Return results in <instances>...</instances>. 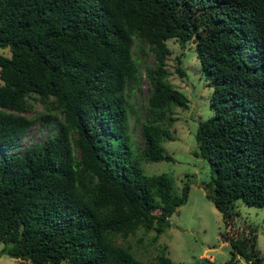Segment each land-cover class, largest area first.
Segmentation results:
<instances>
[{
	"label": "trees",
	"instance_id": "trees-1",
	"mask_svg": "<svg viewBox=\"0 0 264 264\" xmlns=\"http://www.w3.org/2000/svg\"><path fill=\"white\" fill-rule=\"evenodd\" d=\"M146 40L151 66L132 52ZM194 42L212 87L213 114L198 123L195 155L232 249L222 264H264L252 227L236 223L235 201L264 205V0H0V255L32 264H173L145 261L114 240L137 228L156 235L188 198L171 174L141 161L173 160L172 105L188 97L168 80L167 40ZM176 70L185 75L180 56ZM142 65L144 72H142ZM149 81L142 146L128 128L130 92ZM32 100L45 110L28 116ZM169 114V115H168ZM167 115V116H166ZM37 120L56 131L15 149ZM165 123V124H164Z\"/></svg>",
	"mask_w": 264,
	"mask_h": 264
},
{
	"label": "rangeland",
	"instance_id": "rangeland-1",
	"mask_svg": "<svg viewBox=\"0 0 264 264\" xmlns=\"http://www.w3.org/2000/svg\"><path fill=\"white\" fill-rule=\"evenodd\" d=\"M170 53L167 57L169 75L167 80L180 89L188 97V106L182 108L172 105L174 120L168 122V130L172 138H164L161 144L165 152L173 156V160L141 161L145 173L156 174L167 172L174 181L173 191L179 193L184 181L190 183L187 201L178 207L170 216V226L161 234L156 235L153 229L139 227L134 233L122 237L115 235L114 240L130 248L133 254L142 260L150 261L161 253H166L173 264H222L230 256L231 245L221 239V232L227 228L222 213L214 206L213 201L207 196L203 183L211 180L212 172L209 162L202 156L195 155L197 149L196 129L200 121L207 120L214 112L210 105L212 87L200 68V61L196 55L194 42H187L185 47L179 45L175 38L167 40ZM140 49H148L146 40L135 36L132 52L140 57V62L154 64V55L148 51L140 56ZM1 52L8 54L6 49ZM180 56L181 66L186 70L185 75H180L177 70V58ZM142 72L144 68L142 65ZM149 81L143 74L140 81V90L130 92L128 105V128L133 144L142 146L141 121L147 113L146 102L149 92ZM32 109L22 111L28 116L45 107L39 100H32ZM169 115V114H168ZM167 116V115H166ZM165 124V123H164ZM57 129L54 121L37 120L24 133L14 151L21 152L26 146L34 142H41L45 137ZM233 209L236 211V223L247 228L252 227L256 234V248L259 256L264 261V205H249L242 199H237ZM3 242L0 241V248ZM236 264H247L246 260L236 255ZM0 264H32L28 259H21L0 255ZM59 264H66L61 262Z\"/></svg>",
	"mask_w": 264,
	"mask_h": 264
}]
</instances>
